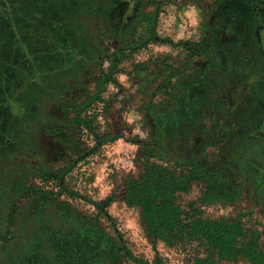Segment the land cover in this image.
<instances>
[{"label":"trees","instance_id":"obj_1","mask_svg":"<svg viewBox=\"0 0 264 264\" xmlns=\"http://www.w3.org/2000/svg\"><path fill=\"white\" fill-rule=\"evenodd\" d=\"M163 1L77 0L84 53L73 51L69 66L35 60L36 80L21 76L25 82L14 84L13 77L7 84L6 94L22 110L12 114L4 102L0 106L8 112L5 119L0 109L7 125L0 149L5 168L0 206L6 196L14 202L8 218L15 208L24 214L20 230L9 229L1 239L0 264H163L159 257L148 261L134 254L119 232L113 236L100 222L99 214L113 221L107 207L116 200L138 210L150 240L198 241L203 254L192 264L239 257L264 264V236L257 229L245 228L240 216L211 218L201 211L241 198L238 168L264 193V92L254 72L262 62L255 33L264 24V0H212L214 11L204 13L201 41L157 35ZM154 43L180 53L135 61L131 73L126 71L140 81L144 99L146 135L130 139L140 146L141 169L117 193L94 200L71 188L66 178L120 137L102 131L113 104L106 87H118L122 64ZM225 141L226 157L215 165L219 158L209 161L206 150ZM194 186L200 194L182 205L181 196ZM62 195L91 204L96 214L81 212ZM4 220L12 228L13 220Z\"/></svg>","mask_w":264,"mask_h":264},{"label":"rangeland","instance_id":"obj_2","mask_svg":"<svg viewBox=\"0 0 264 264\" xmlns=\"http://www.w3.org/2000/svg\"><path fill=\"white\" fill-rule=\"evenodd\" d=\"M80 3L77 0H0V106L8 105L12 114L22 110V106L15 97L6 94L7 84L11 83L13 77H15L14 84L24 83L22 77L36 80L38 74L33 66L35 60L69 66L73 58H76L73 51L80 48L84 53L86 48L82 43L86 40L83 38L84 22H82L83 18L81 21ZM214 4L212 0H164L158 15L157 35L168 37L172 41L205 39L206 32L202 27V21H207L208 16L205 17L204 13H212ZM259 29L255 36L260 43L261 50H264V26ZM179 51L169 45L154 43L132 54L130 59L122 64L125 71L117 77L119 86L109 84L106 87V94L112 95L113 104L109 114L105 116L107 122L102 130L120 137L105 143L95 154L78 163L66 178L71 188L94 200H99L112 193H117L127 179L137 176L141 169V162L138 160L140 146L132 143L130 139L144 138L146 132L142 127L143 118L140 111L141 101L144 99L139 91L140 81L132 80V75L129 74L131 63L143 62L148 58L165 54L177 57ZM260 59H262L261 64L255 67L258 68L257 70L254 69L258 75L257 80H260L259 76L264 71V52L261 53ZM197 63L198 60H196ZM3 98L5 101L2 100ZM0 109L7 119L6 109L1 107ZM0 120L2 121L0 123L1 149L7 139L5 137L7 125L6 120ZM225 145L227 141L216 145L217 147L209 146L206 150V153L210 154L208 160L216 163L219 158L215 164L217 165L223 156L226 157L225 149L227 151L228 147ZM215 148H218L219 156L214 158ZM4 169V163L0 161V179ZM234 173L236 179L242 181L241 198L234 203L218 201L210 206H201V211L211 218L233 219L240 216L245 228L257 229L259 235L263 237L264 193L253 182L254 179L249 181L242 176V168L235 169ZM199 194L200 188L194 186L189 194L181 196V204L184 205L186 201L194 200ZM60 199L76 205L85 214H96V209L91 204H85L81 200H69L65 195H62ZM13 203L9 201V197L4 196L2 199L0 243L7 230L18 232L21 228L20 221L24 214L23 211L20 212L15 208L14 215L9 218L7 216L11 212L10 207ZM107 211L113 218L112 222L99 214L100 222L107 231L113 236L119 232L133 253L148 261L159 257L163 264H192L196 256L203 254L202 246L198 241L191 240L183 244L168 245L163 241L150 240L139 219L138 210L127 206L121 200L111 202ZM10 218L13 220L12 228L8 227V222L4 220ZM217 264L252 263L239 257L235 261H218Z\"/></svg>","mask_w":264,"mask_h":264},{"label":"flooded vegetation","instance_id":"obj_3","mask_svg":"<svg viewBox=\"0 0 264 264\" xmlns=\"http://www.w3.org/2000/svg\"><path fill=\"white\" fill-rule=\"evenodd\" d=\"M262 26H264V24L259 26V27L261 28ZM259 27H258V29H259ZM263 52H264V50L263 49L261 50V48H260V54ZM259 78H260V82H261V86H262V88L259 91L262 93V92H264V71H263V73L260 74Z\"/></svg>","mask_w":264,"mask_h":264}]
</instances>
